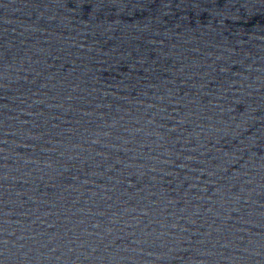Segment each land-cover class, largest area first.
<instances>
[{"label": "water", "instance_id": "95a60500", "mask_svg": "<svg viewBox=\"0 0 264 264\" xmlns=\"http://www.w3.org/2000/svg\"><path fill=\"white\" fill-rule=\"evenodd\" d=\"M0 264H264V0H0Z\"/></svg>", "mask_w": 264, "mask_h": 264}]
</instances>
